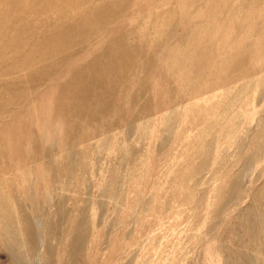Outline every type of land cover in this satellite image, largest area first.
I'll return each instance as SVG.
<instances>
[{"label": "rangeland", "instance_id": "rangeland-1", "mask_svg": "<svg viewBox=\"0 0 264 264\" xmlns=\"http://www.w3.org/2000/svg\"><path fill=\"white\" fill-rule=\"evenodd\" d=\"M0 264H264V0H0Z\"/></svg>", "mask_w": 264, "mask_h": 264}]
</instances>
